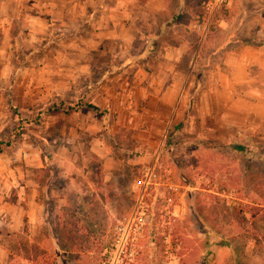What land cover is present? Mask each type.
Wrapping results in <instances>:
<instances>
[{
  "label": "rangeland",
  "instance_id": "obj_1",
  "mask_svg": "<svg viewBox=\"0 0 264 264\" xmlns=\"http://www.w3.org/2000/svg\"><path fill=\"white\" fill-rule=\"evenodd\" d=\"M21 1L0 0V210L19 191L26 205L37 188L29 205L38 219L22 232L2 228L7 264H264V143L219 126L199 139L187 120L226 41L264 25V0H165L164 8L102 0L96 8L123 34L104 42L102 62L136 54L142 42L150 55L183 43L190 103L178 117L174 106L148 101L156 92L146 88L137 109L121 104L135 95L133 79L147 83L133 66L108 80L115 87L105 99L85 95L100 71L74 74L67 41L52 42L49 9L62 0H27L37 7L26 23L15 18Z\"/></svg>",
  "mask_w": 264,
  "mask_h": 264
},
{
  "label": "crops",
  "instance_id": "obj_2",
  "mask_svg": "<svg viewBox=\"0 0 264 264\" xmlns=\"http://www.w3.org/2000/svg\"><path fill=\"white\" fill-rule=\"evenodd\" d=\"M101 1L62 0L61 5L49 9L54 14L50 25L52 29L56 27L52 42L61 45L64 40L67 41V49L73 51L71 57L74 63L72 65L74 74L100 71L96 79H90L85 83L83 93L88 97L96 96L101 100L104 98L102 95L105 91H113L115 87L108 85V80L125 72L124 69L127 66H133L135 74L139 75L143 72L148 74L147 83L140 85L133 79L131 89L134 90L135 95L122 96V105H130L133 110L137 109L140 103L138 94L143 92L142 88H146L150 92H156L154 99L152 97L148 101L174 106L177 117L184 114L190 103V98L186 95L189 85L186 86L184 83L190 77L191 72L188 73L186 70L184 55L181 54L183 43L179 41L176 44L163 45V53L150 55L147 54L149 42H142L136 54L131 53L124 57L118 53L110 54L108 60L102 62L100 53L105 50L104 42L108 39L119 40L123 34L117 25H110L108 20L104 23L105 17L101 19L100 14L102 9L94 16ZM156 1L160 3V8L167 6L165 0ZM30 6L37 7V4L30 3L29 5L27 0H23L15 7V18L18 22L26 23L28 13L32 12ZM35 12L38 13V9H35ZM77 18H82V22L80 23ZM131 23L137 26L134 17L131 18ZM60 30L64 32H58ZM6 31L5 28L4 34ZM141 34V31L136 29V37H142ZM226 46V50L219 56L213 69L207 71L205 84L195 99L194 113L190 114L187 119L188 124L196 126L195 136L199 139H203L208 132H213L219 126L227 127L236 139L264 143V25L256 28L253 35L227 40ZM176 50L178 52H175ZM214 55L210 57L214 58ZM181 60L184 63L183 67H181ZM144 61L148 63L152 61L153 67L144 66ZM197 62L198 54L191 70L196 68ZM156 77H160L161 80H156ZM121 86L124 87V82ZM96 104L100 109L101 104L98 102ZM96 121L100 120L96 118ZM91 123H95V118ZM94 149L92 148V151L95 154L98 152L101 155L100 150L94 151ZM37 191L38 189L35 188L32 200L26 202V205L22 203L28 201L24 192L19 191L14 200L4 198V203L8 205V208L0 210L2 216H0V238L4 227L8 226L11 233L22 232L26 223L38 219V212L36 209L32 210L29 205L30 202L37 203ZM31 212L35 215L32 216ZM10 258V249L0 241V264H7Z\"/></svg>",
  "mask_w": 264,
  "mask_h": 264
},
{
  "label": "trees",
  "instance_id": "obj_3",
  "mask_svg": "<svg viewBox=\"0 0 264 264\" xmlns=\"http://www.w3.org/2000/svg\"><path fill=\"white\" fill-rule=\"evenodd\" d=\"M102 2V1H101ZM103 3V2H102ZM102 3L100 4V6L102 7ZM8 143H6V145H7ZM1 150H2V147H1V143H0V152H1ZM33 262V261H32Z\"/></svg>",
  "mask_w": 264,
  "mask_h": 264
}]
</instances>
